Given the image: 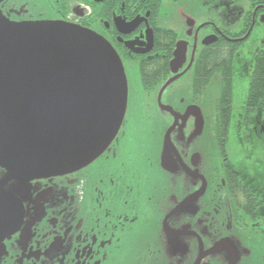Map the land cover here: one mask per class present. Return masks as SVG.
Wrapping results in <instances>:
<instances>
[{"label": "flooded vegetation", "instance_id": "flooded-vegetation-1", "mask_svg": "<svg viewBox=\"0 0 264 264\" xmlns=\"http://www.w3.org/2000/svg\"><path fill=\"white\" fill-rule=\"evenodd\" d=\"M0 13L97 34L127 82L91 164L31 180L0 167V264H264V0H0Z\"/></svg>", "mask_w": 264, "mask_h": 264}, {"label": "water", "instance_id": "water-1", "mask_svg": "<svg viewBox=\"0 0 264 264\" xmlns=\"http://www.w3.org/2000/svg\"><path fill=\"white\" fill-rule=\"evenodd\" d=\"M126 105L122 63L103 38L62 22L14 23L0 13L6 179L52 178L88 166L118 133Z\"/></svg>", "mask_w": 264, "mask_h": 264}]
</instances>
